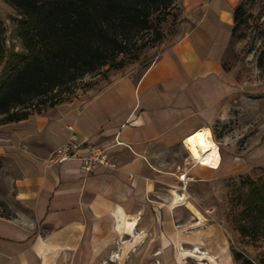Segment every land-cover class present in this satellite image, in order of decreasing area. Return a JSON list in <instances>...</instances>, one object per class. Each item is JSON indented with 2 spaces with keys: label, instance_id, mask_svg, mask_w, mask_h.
Here are the masks:
<instances>
[{
  "label": "crops",
  "instance_id": "1",
  "mask_svg": "<svg viewBox=\"0 0 264 264\" xmlns=\"http://www.w3.org/2000/svg\"><path fill=\"white\" fill-rule=\"evenodd\" d=\"M180 2L181 33L137 79H115L98 93L0 125V170L8 165L18 172L10 217L0 215V264H80L107 256L120 239L132 246L146 233V241L161 234L176 253L199 247L221 264L233 260L219 228H200L203 217L188 208L189 183L214 181L220 168H204L188 152L182 166L171 155L191 134L230 117L227 101L236 89L222 63L241 0ZM69 126L107 149L114 167L88 175L78 162L46 168ZM173 193L184 195V204L172 208ZM182 208L189 210L190 233L179 230L186 224L176 219ZM134 217L133 234H125L123 219Z\"/></svg>",
  "mask_w": 264,
  "mask_h": 264
},
{
  "label": "rangeland",
  "instance_id": "2",
  "mask_svg": "<svg viewBox=\"0 0 264 264\" xmlns=\"http://www.w3.org/2000/svg\"><path fill=\"white\" fill-rule=\"evenodd\" d=\"M245 4L250 16L247 23L240 27L238 34L245 37L240 41L230 40L226 49L223 68L235 84L234 95L228 99L230 117L224 124H217L212 132L213 140L219 147L220 155L224 154V162L220 167L221 175L211 182L189 183L190 205L196 209L203 223L201 227L216 225L225 237L226 248L233 253L240 254L252 264L264 262V234L255 231L250 225L243 232L240 230L243 216V201L249 187L243 182H264V70L258 65L260 53L264 51V0H241ZM165 19L158 27L162 32V39L154 42L155 35H143L138 42L123 56L121 67H104L100 71L85 76L72 86L69 98H76L87 94H95L107 87L115 79L130 76L137 79L160 55L161 51L170 45L181 33L184 19L180 0L174 2L167 11ZM14 10L0 0V23L5 31V45L8 51L21 53L23 51L20 39L17 37V24ZM162 18V17H161ZM2 67H0V78ZM88 96V95H87ZM46 99H43V101ZM36 102V101H35ZM36 104V103H35ZM41 110L49 108L47 105ZM38 108L31 109L36 111ZM0 117V125L1 124ZM222 147L218 144L220 138ZM225 142V143H222ZM174 162L184 165L187 150L176 146L171 155ZM230 156L231 161L228 159ZM191 166V163H188ZM229 164L233 169L228 171ZM205 168V167H204ZM18 176L13 166L6 165L0 170V213L11 211L12 182ZM193 210V208H190ZM178 222L186 223L179 229L184 233L193 230L189 220V210L182 208L177 216ZM247 223L251 217H247ZM192 223V222H191ZM158 233V232H157ZM148 234L142 235L131 246L127 238L114 242L110 252L104 257L85 258L80 264H179L176 258L175 244L172 251L164 246L160 236L154 234L155 239L147 240ZM123 245V249L121 246ZM192 250V248H186ZM195 249V248H194ZM185 264H199L193 259H187ZM216 264H221L215 260ZM204 264H211L207 261ZM227 264H242L234 259Z\"/></svg>",
  "mask_w": 264,
  "mask_h": 264
},
{
  "label": "trees",
  "instance_id": "3",
  "mask_svg": "<svg viewBox=\"0 0 264 264\" xmlns=\"http://www.w3.org/2000/svg\"><path fill=\"white\" fill-rule=\"evenodd\" d=\"M2 1L15 12L23 49L21 53L7 50L0 23V117L1 124H7L40 114V107L69 102L77 81L106 66L121 67L122 57L143 35L151 32L154 42L161 41L158 27L176 0ZM249 17L240 2L233 10L231 41L245 37L238 32ZM258 65L264 70V51ZM243 185L249 191L240 230L245 232L250 225L264 234V182L246 180ZM0 215L10 217L9 213ZM247 217L252 219L249 223ZM233 259L252 264L237 253Z\"/></svg>",
  "mask_w": 264,
  "mask_h": 264
},
{
  "label": "bare ground",
  "instance_id": "4",
  "mask_svg": "<svg viewBox=\"0 0 264 264\" xmlns=\"http://www.w3.org/2000/svg\"><path fill=\"white\" fill-rule=\"evenodd\" d=\"M184 147L190 155V158L196 162L198 165L218 170L221 165V155L219 147L213 140L212 132L208 128H204L191 134L184 140ZM174 199L172 202V208L184 204L179 201V195L173 193ZM188 208H193L192 212L199 218L202 219L200 213L188 204ZM123 230L125 234H133L138 222L137 218L123 219ZM200 223H196L195 226H199ZM176 258L179 264H185V260L193 259L200 262L199 264H204L207 261L211 264H216L215 259L209 256L207 253L203 252L199 247L192 250H184L178 247V252L176 253Z\"/></svg>",
  "mask_w": 264,
  "mask_h": 264
},
{
  "label": "built area",
  "instance_id": "5",
  "mask_svg": "<svg viewBox=\"0 0 264 264\" xmlns=\"http://www.w3.org/2000/svg\"><path fill=\"white\" fill-rule=\"evenodd\" d=\"M69 135L66 141L51 152L45 159V167L60 166L67 162H78L81 173L88 175L96 168H113L108 150L95 144L88 143L87 139L79 136L74 126L68 127ZM184 175L181 176L183 181ZM185 191L186 186L181 187ZM179 201H186L184 195L179 196Z\"/></svg>",
  "mask_w": 264,
  "mask_h": 264
}]
</instances>
